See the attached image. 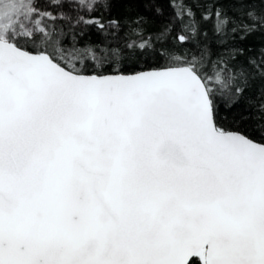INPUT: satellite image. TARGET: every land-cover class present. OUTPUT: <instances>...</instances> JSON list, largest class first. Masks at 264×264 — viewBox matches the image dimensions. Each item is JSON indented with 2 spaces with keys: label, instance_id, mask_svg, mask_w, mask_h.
Segmentation results:
<instances>
[{
  "label": "snow or ice",
  "instance_id": "snow-or-ice-1",
  "mask_svg": "<svg viewBox=\"0 0 264 264\" xmlns=\"http://www.w3.org/2000/svg\"><path fill=\"white\" fill-rule=\"evenodd\" d=\"M231 3L217 33H264V0ZM181 10L128 45L163 65L104 74L41 0H0V264H264V123L239 103L259 89L264 121V48L183 51Z\"/></svg>",
  "mask_w": 264,
  "mask_h": 264
},
{
  "label": "trees",
  "instance_id": "trees-1",
  "mask_svg": "<svg viewBox=\"0 0 264 264\" xmlns=\"http://www.w3.org/2000/svg\"><path fill=\"white\" fill-rule=\"evenodd\" d=\"M64 5L63 7L58 6ZM100 3H110L111 7H100L95 12L86 13L77 7V0H41L48 12L57 17L49 24L57 29H63L65 38L71 40L76 36L78 47H91L95 50L97 61H87L84 65L97 68L98 72L104 74H115V69L123 70L125 67L137 66L139 70H148L161 66L165 63L163 59L157 60L151 49L141 53L138 49L129 48L130 43H139L140 38L136 31H140L146 37L155 39L164 25L171 24L174 28L187 25L189 18L184 15L181 8L191 9L194 13L196 34L190 35L187 45L180 46L183 51L195 53L200 49H207L210 56L215 58L218 54H226L233 46L247 48L249 54H255L264 48V33L256 32L245 39L238 38L237 34L228 32L217 33L215 31L216 20L213 12L216 9H231V0H98ZM259 5V0H254ZM183 19H178L177 14ZM87 19H98L105 24L104 29H100L92 24L77 23L78 17ZM207 16L208 19H204ZM61 17H65L62 19ZM142 17L143 26L136 28L131 21L134 18ZM109 20H117V26H110ZM159 48V44L156 45ZM113 52L120 55L111 59ZM131 54V55H130ZM109 57L104 63L105 57ZM112 68V72L105 69ZM86 74H93L87 72ZM127 74V73H125ZM262 102L259 89H254L240 100V107L251 114L250 127L264 123L260 119L258 105ZM257 142L260 136H254Z\"/></svg>",
  "mask_w": 264,
  "mask_h": 264
}]
</instances>
